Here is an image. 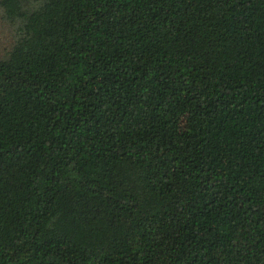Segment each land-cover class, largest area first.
I'll return each instance as SVG.
<instances>
[{"label": "trees", "instance_id": "obj_1", "mask_svg": "<svg viewBox=\"0 0 264 264\" xmlns=\"http://www.w3.org/2000/svg\"><path fill=\"white\" fill-rule=\"evenodd\" d=\"M0 8V264H264V0Z\"/></svg>", "mask_w": 264, "mask_h": 264}, {"label": "rangeland", "instance_id": "obj_2", "mask_svg": "<svg viewBox=\"0 0 264 264\" xmlns=\"http://www.w3.org/2000/svg\"><path fill=\"white\" fill-rule=\"evenodd\" d=\"M15 38L14 26L9 23L0 8V59L12 47Z\"/></svg>", "mask_w": 264, "mask_h": 264}]
</instances>
